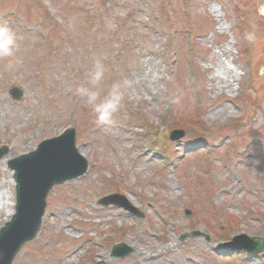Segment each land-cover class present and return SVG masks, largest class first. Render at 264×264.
<instances>
[{"label":"rangeland","instance_id":"obj_1","mask_svg":"<svg viewBox=\"0 0 264 264\" xmlns=\"http://www.w3.org/2000/svg\"><path fill=\"white\" fill-rule=\"evenodd\" d=\"M124 1L134 10L131 17L143 20L151 14L144 4L151 2L154 13L166 18L164 28H176L175 38L154 40L139 28L132 30L133 20L123 29L121 19L130 7L118 9L117 0H0V23L6 22L14 30L17 42L14 56L0 59V145H8L6 155L0 158V175L8 158L55 135L61 125L72 121L76 123L78 149L94 162L87 184L70 182L50 195L39 237L21 247L13 264L82 261L88 253L86 243L73 237L79 232L89 238L93 233L80 229L84 227L81 217L70 229H63L68 216H77L65 215L64 205L71 202L74 189L97 192L101 183L111 186L117 179L120 187L130 189L133 200L140 199L146 214L140 227L121 238L131 240L134 247L157 248L161 241H155L152 233L167 220V253L150 262H139L134 255L115 262L107 251L93 247L88 256L93 263L228 264L234 258L229 259L226 250L216 252L217 243L223 240L219 233L264 236V16L258 11L264 0H187V14L181 13L180 0ZM79 7L89 8L90 14ZM96 8L99 19L93 16ZM185 28L193 34L185 33ZM248 32L256 34L255 42L245 39ZM121 34L130 42L123 43ZM47 42L49 47L44 46ZM96 61L105 69L97 90L107 93L119 84L123 93L120 110L107 125L99 124L91 108L74 94L77 86L93 87L88 74ZM11 86L22 91L19 101L10 99ZM197 97L202 104L198 117L202 129L195 126L198 122L191 114ZM170 117L176 120L172 125ZM158 125H165L160 140ZM225 125L234 127L235 135L229 159L222 160L228 142L219 137L218 130ZM178 126L185 136L168 142L166 131ZM134 135H144L147 140L135 142ZM148 140L151 146L166 145L169 155L164 163L144 155ZM202 174L204 180L198 186L196 176ZM10 177L6 174L5 178ZM12 189L0 184V198L4 193L8 203L0 208L1 220L10 213ZM67 192L68 200L60 198ZM86 194L83 205L88 209H76L85 219L98 221L105 211L95 209L94 195ZM51 203L59 205L63 214L52 216L56 210ZM210 203L225 216L224 228L212 227L214 219L205 209L212 207ZM185 210L189 214L185 215ZM195 214L200 218H193ZM112 220L119 221L116 217ZM106 223L112 221L93 225V232L105 230ZM188 229H197L208 240L201 236L176 244L177 235ZM144 255L146 259L149 256ZM263 259L239 261L264 264Z\"/></svg>","mask_w":264,"mask_h":264},{"label":"clouds","instance_id":"obj_2","mask_svg":"<svg viewBox=\"0 0 264 264\" xmlns=\"http://www.w3.org/2000/svg\"><path fill=\"white\" fill-rule=\"evenodd\" d=\"M259 14L264 16V3L259 8ZM245 39L249 43L256 40L254 32H248ZM17 47L16 35L14 30L6 23H0V59L14 56ZM104 66L100 61H96L95 68L88 74L89 83L93 87L77 86L74 94L83 99L96 116L97 122L107 125L112 122L113 116L120 110L123 93L119 84H114L107 93L97 90L104 77Z\"/></svg>","mask_w":264,"mask_h":264},{"label":"water","instance_id":"obj_3","mask_svg":"<svg viewBox=\"0 0 264 264\" xmlns=\"http://www.w3.org/2000/svg\"><path fill=\"white\" fill-rule=\"evenodd\" d=\"M17 177V175H16ZM20 184L17 185V189H19ZM42 196L40 197L39 204H41ZM21 205H19V209L21 210ZM34 229L30 232L31 234L29 237L32 235ZM15 235H13L10 231H3L0 235V250L2 251L3 258L5 259V264L9 263V260L13 254L12 250L10 253H8V248L9 244L14 240ZM20 242V241H19ZM18 243V242H17Z\"/></svg>","mask_w":264,"mask_h":264},{"label":"bare ground","instance_id":"obj_4","mask_svg":"<svg viewBox=\"0 0 264 264\" xmlns=\"http://www.w3.org/2000/svg\"><path fill=\"white\" fill-rule=\"evenodd\" d=\"M213 80V79H212ZM216 80V79H214ZM213 116H214V112L211 113ZM7 174V173H5ZM1 184H4V185H7L9 186L10 182L9 181H6L3 177V180L0 182ZM1 200V203H0V208H2L3 206H6L7 205V202L5 200H7V198H4V193H2V196L0 198Z\"/></svg>","mask_w":264,"mask_h":264}]
</instances>
